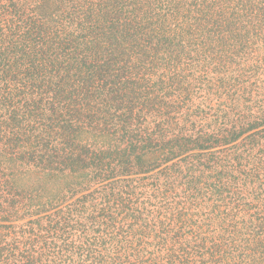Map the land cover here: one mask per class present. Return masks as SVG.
I'll return each mask as SVG.
<instances>
[{
  "label": "trees",
  "instance_id": "obj_1",
  "mask_svg": "<svg viewBox=\"0 0 264 264\" xmlns=\"http://www.w3.org/2000/svg\"><path fill=\"white\" fill-rule=\"evenodd\" d=\"M0 264H264V0H0Z\"/></svg>",
  "mask_w": 264,
  "mask_h": 264
}]
</instances>
